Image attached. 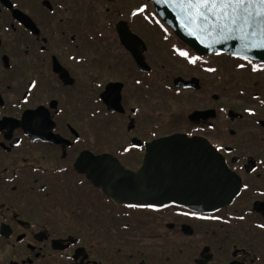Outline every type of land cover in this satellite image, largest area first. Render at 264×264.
<instances>
[{"label":"flooded vegetation","instance_id":"obj_1","mask_svg":"<svg viewBox=\"0 0 264 264\" xmlns=\"http://www.w3.org/2000/svg\"><path fill=\"white\" fill-rule=\"evenodd\" d=\"M74 6L73 0H0V264H264V229L257 227L264 224V84L228 81L213 63L219 55H195L154 13L133 16L140 7L128 17L118 13L108 36ZM140 19L151 30L158 26L164 51L193 69L192 76L156 68L152 34L137 31ZM128 30L138 40L130 38L132 51L120 36ZM176 49L199 60L190 64ZM251 64L264 72L263 64ZM204 75L218 89L208 107L201 100L185 126L157 134L154 108L139 101H150L156 81L174 86L177 78L199 81V90L174 86L177 93H200ZM111 85L120 89L122 113L109 111L102 99ZM195 112L202 115L191 120ZM35 113L43 119H32ZM93 115L101 119L96 132ZM107 116L126 124H107ZM177 134L207 140L222 158L241 188L230 206L130 208L92 181L93 156H111L137 171L148 146Z\"/></svg>","mask_w":264,"mask_h":264},{"label":"water","instance_id":"obj_2","mask_svg":"<svg viewBox=\"0 0 264 264\" xmlns=\"http://www.w3.org/2000/svg\"><path fill=\"white\" fill-rule=\"evenodd\" d=\"M147 1L152 3L157 18L197 56L224 54L237 57L239 41H223L210 32L201 36L205 41L201 43L189 34L184 17L172 3ZM120 36L123 44L132 51L130 38L138 41L137 37L129 30ZM239 55L245 53L239 52ZM247 56L248 60L264 64V50L252 49ZM140 66L143 68L142 64ZM198 82L197 79L187 82L177 78L174 86L199 90ZM115 88L116 85L109 86L102 99L109 111L122 113L120 89ZM199 115L202 113L195 112L190 118L195 120ZM92 164L98 166L91 171L92 181L118 205L166 207L177 204L209 212L230 206L241 190L235 176L207 140L181 134L161 138L148 146L144 163L137 171L126 170L111 156H93Z\"/></svg>","mask_w":264,"mask_h":264},{"label":"rangeland","instance_id":"obj_3","mask_svg":"<svg viewBox=\"0 0 264 264\" xmlns=\"http://www.w3.org/2000/svg\"><path fill=\"white\" fill-rule=\"evenodd\" d=\"M74 1V8L76 14L81 15L85 22H89V19L92 22L93 28H98L101 33H106L110 36L109 31L106 29L107 24L115 23L117 21L116 16L118 13H121L123 16L128 17L132 10L136 8H141L146 5L145 12L154 13V8L152 3L147 0H113L109 2L108 0H91V4L89 3H79L78 0ZM76 2V3H75ZM84 2V1H83ZM109 10V12H108ZM85 12V13H84ZM79 15H77L79 17ZM80 18V17H79ZM156 21H159L156 18ZM101 28V29H100ZM136 28L142 34L143 28L148 30L151 35L149 38L151 45V49L153 50L154 55H156V68L160 69L161 65H166V72L170 71L171 76H182V77H190L193 74V69L183 68L182 64H179L178 61H174L169 54H167L163 47L165 44L161 42L159 39L160 34L162 33L157 25H155V29L151 30L142 22V19L136 21ZM101 38V36H99ZM177 40V39H176ZM109 42V41H108ZM178 44H182L181 41H176ZM173 43H175L173 41ZM101 44H104L102 41ZM172 44V39H171ZM184 45V44H182ZM181 45V46H182ZM213 63L220 66V75L227 78L228 81H238L239 86L241 84L247 86H255L256 84L262 85L264 84V72H259L260 67H255L258 71L251 72L249 70H238V64H244V66H249L253 70V66L251 63L242 62L241 60L232 59L230 56L219 55L215 57ZM234 66L235 68H227L228 66ZM191 69V70H190ZM204 82L203 90L200 93L193 92H182L177 93V89L173 86L172 82H160L156 81L154 87L150 93V101H139L140 105H152L155 111L154 123L156 125V132L159 135H164L167 133H171L173 131L181 129L187 123V116L196 110L200 106V101L204 100L203 107H208L206 104L207 100L210 101V97L213 93L217 92L218 89L214 87L216 81L213 80V77L210 75L202 76ZM100 78H98L99 82ZM231 83V82H227ZM223 84V83H221ZM170 86V89L167 86ZM218 85V84H217ZM235 85H237L235 83ZM234 86V85H231ZM93 88H98L93 84ZM202 94V96L200 95ZM95 98H93V103ZM97 109H101V106L96 104L93 105V113ZM99 110L96 111L98 114ZM107 124L113 125H124V121L117 116H107L106 118ZM124 123V124H123ZM140 124H144V121H140ZM94 132H96L100 128L101 119L100 116L95 118L93 115L92 120Z\"/></svg>","mask_w":264,"mask_h":264},{"label":"snow or ice","instance_id":"obj_4","mask_svg":"<svg viewBox=\"0 0 264 264\" xmlns=\"http://www.w3.org/2000/svg\"><path fill=\"white\" fill-rule=\"evenodd\" d=\"M162 2L172 3L174 7L180 10L184 17L185 26L189 29V34L195 36L201 43L205 42L201 38L202 35L214 32L220 40L234 39L240 42L239 52H243L245 55L240 56L238 52L236 54L238 59L248 60L247 53L252 49L264 50V0H157V3ZM145 9L146 5L133 12L132 15L136 16L143 13ZM175 51L190 64L195 65L199 60V57H191L187 51L179 49ZM248 62L251 63L250 60ZM237 67L243 68L244 64H238ZM253 70L257 69L253 67ZM207 71L215 72L216 69L208 68ZM31 87L35 89L36 83L33 82ZM247 111L249 115H255L251 109ZM31 118L43 119L39 113L32 114ZM15 146L19 147V142ZM222 150L217 149V151ZM61 171H65V169H61ZM128 207L151 208L153 206L129 204ZM192 216L201 220L220 219V217L197 216L196 213H192ZM244 218V216L239 217L240 220H244ZM257 227L264 229V224L257 225Z\"/></svg>","mask_w":264,"mask_h":264}]
</instances>
